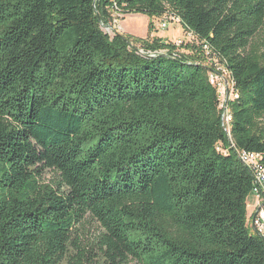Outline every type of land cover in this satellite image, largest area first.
Masks as SVG:
<instances>
[{
    "label": "trees",
    "instance_id": "trees-1",
    "mask_svg": "<svg viewBox=\"0 0 264 264\" xmlns=\"http://www.w3.org/2000/svg\"><path fill=\"white\" fill-rule=\"evenodd\" d=\"M114 4L170 7L226 58L231 136L203 63L110 40L95 0H0V264H95L94 247L97 264H264L253 174L229 147L264 155V0H102L106 25ZM158 40L141 48L172 54Z\"/></svg>",
    "mask_w": 264,
    "mask_h": 264
},
{
    "label": "rangeland",
    "instance_id": "rangeland-1",
    "mask_svg": "<svg viewBox=\"0 0 264 264\" xmlns=\"http://www.w3.org/2000/svg\"><path fill=\"white\" fill-rule=\"evenodd\" d=\"M96 5V13H97V20L100 24L101 29L107 35L110 40L115 38V33L118 32L123 34L125 37L132 41V45L142 49V41H147L149 44L153 43L154 40H158L164 43H169L174 47H178L180 51H182V56H188L192 59L193 62L199 64L203 63L208 68V78L210 82V75L214 74H221L223 75L222 80L217 84L213 85L217 89L219 99H220V121H221V95L220 92L223 86L230 90L232 93L230 95V99H232L235 94L233 90V85L235 84V80L232 76L231 70L227 66L226 58L209 42L208 39L202 38L199 34H197L194 30L185 26L184 22L182 21L181 17L170 7H166V10L161 14H154V15H146L142 13H124L120 8L114 4L112 10V21H110L109 25H106L102 21V14H101V5L102 0H95ZM190 30V31H189ZM189 31V32H188ZM158 38V39H157ZM263 38V35H258L256 37V41L260 42ZM138 39L139 41H135ZM154 43H158L157 41ZM159 44V43H158ZM178 44V45H177ZM131 46L128 47V50ZM144 47V46H143ZM176 49V48H175ZM174 49V50H175ZM143 50V49H142ZM171 51V53L174 52ZM161 51L167 52V49H162ZM160 52V51H159ZM217 60L215 63L214 60ZM223 85V86H222ZM235 89V85H234ZM233 90V91H232ZM228 92V91H227ZM228 101V106L230 102ZM231 110V107L229 108ZM231 112V111H230ZM232 116V113H231ZM223 121H221V127ZM230 130L224 132L231 136V121L229 122ZM225 125H228L225 123ZM228 126V127H229ZM261 128L264 132V116L261 118ZM231 139V138H230ZM233 148L236 152L238 159H240V154L243 151H246L247 154H252L257 151H248L245 149L238 148L232 141L229 146ZM217 148L220 150H224L228 152L226 146L223 142H218ZM242 162V161H241ZM244 163V162H243ZM245 164V163H244ZM253 174V186L250 195L246 200L247 205V225L252 233L259 234L264 237V219H258V214L261 212L262 206H259L260 200L257 196V184L255 182L254 170L249 167L248 164H245ZM264 165V164H263ZM57 175L51 169H46L43 173L42 180L46 183H51L56 179ZM258 223V224H257ZM79 229L76 232L75 236L78 238V242L82 244V246L88 248V245L91 242H96L97 238L101 234V226L100 224L92 217L86 216L82 223L78 225ZM77 251L73 250L72 254H76ZM91 257L95 258L97 261L95 264L98 263L99 259L102 258V254L100 251L94 247V249L90 250ZM128 264H140L136 260L129 261Z\"/></svg>",
    "mask_w": 264,
    "mask_h": 264
},
{
    "label": "built area",
    "instance_id": "built-area-1",
    "mask_svg": "<svg viewBox=\"0 0 264 264\" xmlns=\"http://www.w3.org/2000/svg\"><path fill=\"white\" fill-rule=\"evenodd\" d=\"M172 56L181 58L182 57V51H180L178 49V47H176V49L172 53ZM214 62L215 63L217 62L216 58H215ZM222 78H223V75L212 73L210 75V82L213 85H215V84H217L216 81H218V83H219L222 80ZM234 85H233V90L235 91V94L233 95L234 97L232 99H230V95L233 92L231 93L230 90L227 89L225 86L222 85L223 88L221 89V91H219L220 95L222 97L221 108L223 110L221 113V121H223L222 126L224 127L225 131H228V129L230 130V126H229L230 123L229 122L231 121V118H232L231 112H230L231 110L229 109L230 105L228 106V101H229V99L231 101L235 97H237V91H236V89H234ZM225 123H227L228 125H225ZM221 151H223L224 153L227 152L224 150H221ZM239 156H240V160L242 162H244L245 164H248L249 167H251L255 172L254 176H255V182L257 184L256 192H257V196L259 197L258 199L260 200V203L258 205L262 206L261 212L258 214V217H259L258 219L263 220L264 219V165H263L264 164V155L261 152H254V153L248 155L246 151H243Z\"/></svg>",
    "mask_w": 264,
    "mask_h": 264
},
{
    "label": "water",
    "instance_id": "water-1",
    "mask_svg": "<svg viewBox=\"0 0 264 264\" xmlns=\"http://www.w3.org/2000/svg\"><path fill=\"white\" fill-rule=\"evenodd\" d=\"M137 52L147 59H153V58H157V57L179 58V57H173L172 54H168L167 52H163V51H160V52H144V50L138 48Z\"/></svg>",
    "mask_w": 264,
    "mask_h": 264
}]
</instances>
